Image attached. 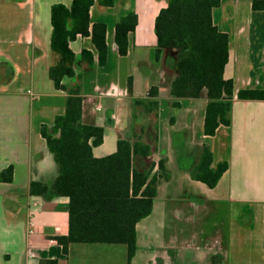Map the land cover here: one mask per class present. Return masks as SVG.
I'll return each mask as SVG.
<instances>
[{"label": "crops", "instance_id": "1", "mask_svg": "<svg viewBox=\"0 0 264 264\" xmlns=\"http://www.w3.org/2000/svg\"><path fill=\"white\" fill-rule=\"evenodd\" d=\"M22 1L30 8L27 25L14 37L0 33V175L12 169V181H0V264H264V101L236 97L241 90H264V12L253 11L251 0H222L213 10L214 24L229 36L225 78L235 90L231 125L219 126L214 136L204 133L206 98L170 96L177 53L155 56V21L169 0L91 7V27L107 25L104 67L91 37L70 43L79 78L65 85L81 87L83 122L104 128L96 158L114 154L119 140L133 141L136 99L159 103L149 117L138 110L154 152L137 164L145 168L164 159L170 179L158 186L151 214L136 226L129 263L125 245L76 243L64 254L56 238L68 233L69 200L31 194V182L51 185L59 174L41 127L66 109L67 93L49 78L59 59L50 46L51 7H70L71 0ZM129 12L137 15V26L128 54L120 56L115 27ZM82 50L93 54L92 67L83 62ZM152 87L157 98L148 97ZM204 146L213 153V167L229 164L213 189L191 176Z\"/></svg>", "mask_w": 264, "mask_h": 264}, {"label": "trees", "instance_id": "2", "mask_svg": "<svg viewBox=\"0 0 264 264\" xmlns=\"http://www.w3.org/2000/svg\"><path fill=\"white\" fill-rule=\"evenodd\" d=\"M251 1L253 11L264 12V0ZM97 2L113 7L116 0H71L70 7L63 4L51 7L50 46L59 59L49 70V78L56 90L67 93V100L65 113L57 116L52 125H43L41 135L54 157L59 174L51 185L31 182L30 190L32 195L69 200L68 233L56 238L64 254L71 244L76 243L125 245L130 263L136 253V226L151 214L158 186L168 181L170 175L164 159L145 168H139L137 164L138 160L150 157L154 152V145L144 140L145 127L140 123L138 110L149 117L159 108L156 100L134 101L137 127L133 141L119 140L116 152L103 158H96L93 154L94 148L103 144L104 128L83 122L81 87L67 88L65 81L79 78L75 71L76 54L70 48V43L78 37H91L99 66L104 67L107 63V25L99 22L91 27L90 9ZM221 2L169 0L155 21L156 59L159 60L165 51L177 53L173 61L175 78L170 85V96L208 100L204 123L207 136H214L221 125H231L235 98L233 81L225 78L229 36L213 21V10ZM137 21V15L129 12L116 24L115 43L120 56L128 54L129 35L135 31ZM81 56L88 67L93 66L91 52L82 50ZM128 88L132 94L131 80ZM158 95L157 87L149 90V98ZM236 97L264 101V90H241ZM175 106L179 104L175 103ZM228 169L227 162L213 167V153L210 147L204 146L191 176L213 189ZM11 173L10 168L3 172L0 181L11 182ZM41 264L57 262L43 261Z\"/></svg>", "mask_w": 264, "mask_h": 264}, {"label": "rangeland", "instance_id": "3", "mask_svg": "<svg viewBox=\"0 0 264 264\" xmlns=\"http://www.w3.org/2000/svg\"><path fill=\"white\" fill-rule=\"evenodd\" d=\"M29 12L25 1L0 0V33H11V37H14L13 33H20L29 22Z\"/></svg>", "mask_w": 264, "mask_h": 264}, {"label": "built area", "instance_id": "4", "mask_svg": "<svg viewBox=\"0 0 264 264\" xmlns=\"http://www.w3.org/2000/svg\"><path fill=\"white\" fill-rule=\"evenodd\" d=\"M98 109H99V106H98Z\"/></svg>", "mask_w": 264, "mask_h": 264}]
</instances>
